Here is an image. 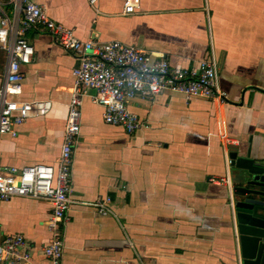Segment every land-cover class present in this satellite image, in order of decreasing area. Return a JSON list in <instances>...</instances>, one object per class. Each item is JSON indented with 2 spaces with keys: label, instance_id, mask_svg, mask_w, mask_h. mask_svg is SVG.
Instances as JSON below:
<instances>
[{
  "label": "crops",
  "instance_id": "obj_1",
  "mask_svg": "<svg viewBox=\"0 0 264 264\" xmlns=\"http://www.w3.org/2000/svg\"><path fill=\"white\" fill-rule=\"evenodd\" d=\"M84 40H120L172 65L199 67L215 55L229 102L163 93L138 96L130 110L148 126L135 135L104 121V107L83 98L73 154V205L60 224L66 264H241L230 153L264 156V0H32ZM35 53L24 64L23 100H50L16 137L0 136V165L54 164L64 138L77 57L46 32L26 34ZM7 64L0 44V85ZM223 120L235 144L224 147ZM230 177L231 186L222 180ZM110 196L113 214L91 204ZM52 204L14 196L0 200V237L23 233L31 264H51Z\"/></svg>",
  "mask_w": 264,
  "mask_h": 264
},
{
  "label": "built area",
  "instance_id": "obj_2",
  "mask_svg": "<svg viewBox=\"0 0 264 264\" xmlns=\"http://www.w3.org/2000/svg\"><path fill=\"white\" fill-rule=\"evenodd\" d=\"M97 0H90L94 5ZM141 0H125L124 12L133 13ZM35 29L48 33L64 50L74 54V84L66 117L60 154L54 164L23 167L0 165V200L14 196L44 199L52 204L47 225L51 240L42 248L51 264L64 262L65 244L60 224L73 205V154L81 135L83 98L94 91V102L104 107V121L135 135L148 123L132 112L129 102L141 96L156 98L163 93L180 94L186 99L203 97L220 105L229 102L219 86V67L215 55L200 62L199 67L172 65L164 55L141 50L120 40L101 41L79 38L73 28L53 20L45 8L32 0H0V44L6 51L7 64L0 85V136L16 137L28 119L46 115L50 100H23L22 66L32 62L35 49L26 34ZM224 147L235 144L226 124L219 123ZM232 160L229 159V163ZM223 182L231 186L230 177ZM111 197L99 198L91 206L101 215L113 214ZM32 249L23 233H6L0 237V264H31Z\"/></svg>",
  "mask_w": 264,
  "mask_h": 264
},
{
  "label": "water",
  "instance_id": "obj_3",
  "mask_svg": "<svg viewBox=\"0 0 264 264\" xmlns=\"http://www.w3.org/2000/svg\"><path fill=\"white\" fill-rule=\"evenodd\" d=\"M230 158L241 264H264V156L231 152Z\"/></svg>",
  "mask_w": 264,
  "mask_h": 264
}]
</instances>
